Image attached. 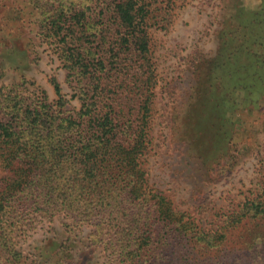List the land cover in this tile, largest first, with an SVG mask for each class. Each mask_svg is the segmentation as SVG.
<instances>
[{
	"label": "trees",
	"instance_id": "trees-1",
	"mask_svg": "<svg viewBox=\"0 0 264 264\" xmlns=\"http://www.w3.org/2000/svg\"><path fill=\"white\" fill-rule=\"evenodd\" d=\"M31 3L41 32L60 43L74 93L67 98L56 77L54 101L44 90L28 100L16 88L24 83L0 87V250L20 264L25 257L14 240L33 212L50 220L65 215L78 228L92 225L90 237L110 250L109 264H264V183L224 219L206 225L154 187L144 166L158 85L150 27L167 29L175 1ZM223 38L217 65L203 66L201 58L197 68L210 96L204 103L221 112L225 105L215 100L223 89L230 94L225 84L236 74L227 66L233 38ZM252 41L242 51L254 64L240 67L244 76L236 77L235 88L246 91L251 111L263 113L264 35ZM75 98L80 106L70 107ZM175 111L171 106L163 114L169 138ZM66 247L57 250L62 259Z\"/></svg>",
	"mask_w": 264,
	"mask_h": 264
},
{
	"label": "rangeland",
	"instance_id": "rangeland-1",
	"mask_svg": "<svg viewBox=\"0 0 264 264\" xmlns=\"http://www.w3.org/2000/svg\"><path fill=\"white\" fill-rule=\"evenodd\" d=\"M174 1L173 7H168L172 20L167 29L162 23L150 27L158 85L152 144L144 166L154 187L169 196L178 209L190 211L208 225L254 197L264 183V112L251 111L246 91L235 88L236 77L244 76L240 67L254 64L242 48L253 47L256 34L264 35V28H259L264 26V0ZM38 19L31 0H0V87L24 83L16 88L28 100L34 90H44L54 101L57 96L51 80L56 77L70 98L74 84L67 82L60 43L41 32ZM223 37L233 38L227 66L236 74L225 84L230 94L223 89L224 94L215 100L225 105L221 112L204 103L210 96L206 97V80L198 79L197 68L201 58L203 66L205 61L217 65L213 63ZM200 86L203 96L199 92L197 97ZM173 101L176 122L169 138L163 114L171 107L167 103ZM79 106L77 98L71 100L70 107ZM179 138L190 141L184 143ZM229 153L237 160H228ZM36 215L29 212L14 240L15 248L25 257L20 264H109L110 250L90 237L92 225L78 228L62 214L52 220ZM59 245L68 249L64 261L63 254L57 252ZM11 259L8 252L0 250V264H14Z\"/></svg>",
	"mask_w": 264,
	"mask_h": 264
}]
</instances>
